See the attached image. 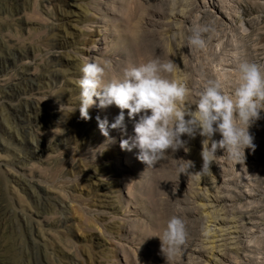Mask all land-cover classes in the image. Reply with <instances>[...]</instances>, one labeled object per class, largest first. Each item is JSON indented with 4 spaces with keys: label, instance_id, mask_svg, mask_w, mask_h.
I'll use <instances>...</instances> for the list:
<instances>
[{
    "label": "rangeland",
    "instance_id": "1",
    "mask_svg": "<svg viewBox=\"0 0 264 264\" xmlns=\"http://www.w3.org/2000/svg\"><path fill=\"white\" fill-rule=\"evenodd\" d=\"M197 25L209 29L202 48L187 42ZM10 47L0 79L25 73L0 97V264H215L218 250L228 264H264V114L244 159L217 149L208 172L178 176L179 159L200 170L201 136L145 166L119 147L136 117L124 110L106 144L96 118L120 110L94 103L82 119L76 83L85 62L109 60L110 79L159 56L193 95L207 79L227 90L239 60L264 65V0H0V56ZM171 215L188 233L173 258L152 237Z\"/></svg>",
    "mask_w": 264,
    "mask_h": 264
},
{
    "label": "clouds",
    "instance_id": "2",
    "mask_svg": "<svg viewBox=\"0 0 264 264\" xmlns=\"http://www.w3.org/2000/svg\"><path fill=\"white\" fill-rule=\"evenodd\" d=\"M208 31L207 26L193 27L187 36L188 44L204 47L206 39L202 34ZM110 67L109 60L102 63L93 60L82 65V75L76 81L80 90L79 115L87 120V109L94 103L100 109L114 105L120 110L111 124L107 118H96L107 144L113 139L108 136V128L123 130L124 110H127L130 120L136 117L133 134L121 139L119 147L124 151L136 149V159L145 166H153L178 149L187 152L182 135L198 134L203 138L202 164L199 171L192 172L193 162L179 159L178 176H200L208 172L217 149H222L227 158L244 159V150L255 148L249 129L264 114V65L241 59L232 69L234 77L227 90L217 80L207 79L194 95L186 80L171 77L179 68L169 58L153 56L142 63H127L118 78L106 79ZM214 134L219 139H214ZM187 236L185 220L171 215L159 235L152 237L160 241L163 256L173 258L181 254Z\"/></svg>",
    "mask_w": 264,
    "mask_h": 264
},
{
    "label": "bare ground",
    "instance_id": "3",
    "mask_svg": "<svg viewBox=\"0 0 264 264\" xmlns=\"http://www.w3.org/2000/svg\"><path fill=\"white\" fill-rule=\"evenodd\" d=\"M16 52H15V48H8L7 50H6V52L3 54V55H1L0 56V77L2 76V73L3 72H5L6 70H7V68H8V66L9 65H11V64H13L14 63V65H15V62H14V58L16 57ZM21 66V65H20ZM25 66V65H24ZM22 68H24V67H22ZM14 69V68H13ZM8 72V71H7ZM25 73V71L23 70V69H21V70H17V72L13 75V77L12 78H8V79H0V97L1 98H4V97H6V96H9L7 93H6V87H8V86H11V82H10V80H12L13 81V79L15 80L17 77H20V76H23V74ZM30 76V75H29ZM26 77V76H25ZM24 81V80H23ZM16 82V81H15ZM19 82V81H18ZM28 84V83H27ZM22 86V85H21ZM17 87H18V85H17ZM6 88V89H5ZM10 88V87H9ZM23 88V87H22ZM27 88V87H26ZM16 90V89H15ZM13 91V90H12ZM8 92V91H7ZM14 93H16V92H14ZM19 93V92H18ZM16 95V94H15ZM11 97H12V95H11ZM17 99V98H16ZM16 99H15V101H16ZM11 101V100H10ZM24 102H26V103H24ZM19 103L21 104V115H27V112H30L32 109L31 108H33V105H31V106H28V103H27V101L24 99H20L19 98ZM28 107H29V109H28ZM31 113V112H30ZM48 114V113H47ZM18 116H20V115H18ZM31 116V115H30ZM32 117V116H31ZM36 118V117H35ZM45 118V117H44ZM15 119V118H14ZM37 119V118H36ZM34 144V143H33ZM28 184V183H27ZM231 228V227H230ZM216 229V228H215ZM226 229V228H225ZM210 230L209 229H207V232H209ZM212 233V232H211ZM214 233V232H213ZM224 235H227L225 238H227L229 241H230V239H232L233 238V236H231L232 235V231H230L229 229L228 230H226V231H224ZM205 242H208V240H205ZM213 241H211V243H212ZM222 250V249H221ZM193 251H197L198 252V250H193ZM195 252H193L192 254H194ZM217 254L216 255H214V258H211L213 261H214V263L215 264H228V263H226V256H225V252H222V251H217L216 252ZM211 256H212V254H211ZM210 257V256H209Z\"/></svg>",
    "mask_w": 264,
    "mask_h": 264
}]
</instances>
